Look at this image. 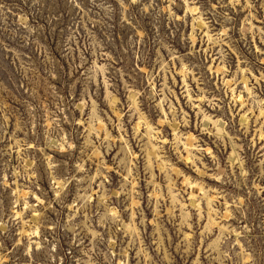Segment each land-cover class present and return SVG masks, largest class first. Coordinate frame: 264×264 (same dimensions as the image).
<instances>
[{
  "label": "rangeland",
  "instance_id": "rangeland-1",
  "mask_svg": "<svg viewBox=\"0 0 264 264\" xmlns=\"http://www.w3.org/2000/svg\"><path fill=\"white\" fill-rule=\"evenodd\" d=\"M0 264H264V0H0Z\"/></svg>",
  "mask_w": 264,
  "mask_h": 264
}]
</instances>
